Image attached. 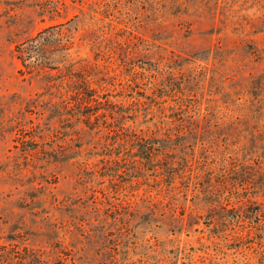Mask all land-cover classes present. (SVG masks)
Masks as SVG:
<instances>
[{
	"label": "rangeland",
	"instance_id": "obj_1",
	"mask_svg": "<svg viewBox=\"0 0 264 264\" xmlns=\"http://www.w3.org/2000/svg\"><path fill=\"white\" fill-rule=\"evenodd\" d=\"M0 264H264V0H0Z\"/></svg>",
	"mask_w": 264,
	"mask_h": 264
},
{
	"label": "trees",
	"instance_id": "obj_2",
	"mask_svg": "<svg viewBox=\"0 0 264 264\" xmlns=\"http://www.w3.org/2000/svg\"><path fill=\"white\" fill-rule=\"evenodd\" d=\"M87 96H88V95H87ZM87 98H88V97H87ZM77 101H78V103H80V104H81V102H82V101H84V100H83V97H81V99H80V98H78V99H77Z\"/></svg>",
	"mask_w": 264,
	"mask_h": 264
}]
</instances>
